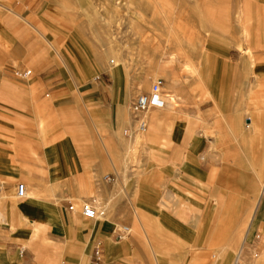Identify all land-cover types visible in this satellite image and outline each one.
Listing matches in <instances>:
<instances>
[{
    "label": "crops",
    "instance_id": "obj_1",
    "mask_svg": "<svg viewBox=\"0 0 264 264\" xmlns=\"http://www.w3.org/2000/svg\"><path fill=\"white\" fill-rule=\"evenodd\" d=\"M192 1L191 55L157 27L116 62L65 0H0V264H264V0ZM153 75L181 105L128 136Z\"/></svg>",
    "mask_w": 264,
    "mask_h": 264
},
{
    "label": "rangeland",
    "instance_id": "obj_2",
    "mask_svg": "<svg viewBox=\"0 0 264 264\" xmlns=\"http://www.w3.org/2000/svg\"><path fill=\"white\" fill-rule=\"evenodd\" d=\"M65 3L68 10L76 11L77 24L82 26L84 33L99 48L109 47L111 54L108 57L116 58V62L120 61L118 55L140 56V46H153L150 39L148 41L145 38H149V35L154 37V29L157 27L163 30V52L162 55L161 52L157 53L162 57H176L182 48L185 49L183 56L187 52L190 54V50L185 47L187 40H197L203 34L202 17L188 16V9L190 13L194 12L192 0H65ZM198 4L200 2L196 1V8ZM178 44L181 49L176 47L171 50V46ZM145 51L154 55V49L148 47ZM187 66H182L185 73ZM158 78V75H153L149 79L147 90ZM174 97L175 101L169 100V96L164 100L168 102L167 105L180 106L181 100Z\"/></svg>",
    "mask_w": 264,
    "mask_h": 264
},
{
    "label": "built area",
    "instance_id": "obj_3",
    "mask_svg": "<svg viewBox=\"0 0 264 264\" xmlns=\"http://www.w3.org/2000/svg\"><path fill=\"white\" fill-rule=\"evenodd\" d=\"M30 73L29 70L23 72V75H28ZM21 74V73H20ZM161 85H162V79L158 78L156 79L150 89L147 92L140 93L135 101L132 104L133 111L137 114V126L136 130L133 131H124V133L128 136H133L135 132H143L146 130V120L143 118V116H140V114H144L150 107L153 106H166L168 102L164 100V98L161 95ZM168 106V105H167ZM172 106V105H171ZM27 193V186L24 182H21L18 184L17 187V195L19 197H25ZM70 209H74L75 205L71 204ZM81 213L87 217V218H95V217H101L105 214L104 210H101L94 206V204L91 201H83L81 203ZM127 227H125V230ZM100 253L99 249L96 250V254L98 255ZM61 264H70L66 262H62Z\"/></svg>",
    "mask_w": 264,
    "mask_h": 264
},
{
    "label": "bare ground",
    "instance_id": "obj_4",
    "mask_svg": "<svg viewBox=\"0 0 264 264\" xmlns=\"http://www.w3.org/2000/svg\"><path fill=\"white\" fill-rule=\"evenodd\" d=\"M170 98H171V96H170ZM171 100H173V98Z\"/></svg>",
    "mask_w": 264,
    "mask_h": 264
}]
</instances>
